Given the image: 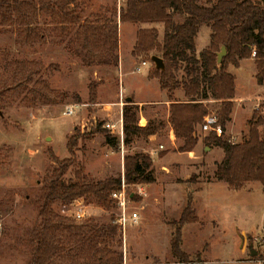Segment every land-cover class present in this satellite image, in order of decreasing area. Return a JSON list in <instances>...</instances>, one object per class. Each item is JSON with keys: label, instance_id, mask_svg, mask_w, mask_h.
I'll return each mask as SVG.
<instances>
[{"label": "rangeland", "instance_id": "rangeland-1", "mask_svg": "<svg viewBox=\"0 0 264 264\" xmlns=\"http://www.w3.org/2000/svg\"><path fill=\"white\" fill-rule=\"evenodd\" d=\"M197 1L210 5L218 0ZM79 2L86 16L94 18L98 13L118 21V66L113 61L99 63L98 58L95 63L86 65L66 43L20 45L13 27L0 28V53H5L10 60L40 62L41 69L34 79L42 76L48 82L53 92H47L54 100L50 104L34 101L30 93L29 103H21L18 97L0 110V149L8 154V160L0 164V264H26L25 231L36 218V205L31 197L35 196L47 169L55 164L50 149L60 159L70 156L67 142L75 126L86 136L79 140L75 160L82 162L85 172L95 180L125 177L129 183H134L127 177L125 157L140 153L149 155L152 161L155 181L136 182L141 183L147 193L135 197L132 203L141 216L140 222L126 232L115 223L114 206L105 208L85 198L70 205L54 204L55 211L61 214L76 219L94 218L95 223L110 230L102 246L118 251L121 256L116 263L109 264H181L173 255L171 240L188 205L189 193L193 196L192 209L197 221L182 226V238L191 262L264 264V184L249 182L238 191L220 182L216 171L225 152L211 133L202 128L203 123L196 127L199 144L193 153L181 151L183 141L175 135L170 122L171 102L163 101L186 99L182 83L184 71L177 72L178 83L174 89H162L159 79L150 77L157 68L151 57L133 53L139 29H155L162 40L164 23L123 22L119 29L120 20L115 12L126 0ZM173 20L180 23L184 17L174 13ZM211 33L208 25L200 27L195 39L197 56L210 47ZM237 59L238 64L232 59L227 61V70L236 77L232 114L236 103L234 127L239 132L232 136L226 129L222 137L230 142L247 140L256 118L264 119V82L259 84L256 78L257 59L251 54ZM142 61L147 65L142 71H135ZM91 80L99 82L95 102L90 101ZM169 82L175 84L174 80ZM128 97L138 105L140 126L150 121L161 124L156 134H135L130 143H125V133L122 138L119 130ZM69 103L81 104L72 116L64 114L65 105ZM204 104L207 114H218V100L209 98ZM100 123L101 128L108 129L117 138V147L108 145L103 132H96ZM110 124L115 125L114 132L108 127ZM258 130L264 137V125H259ZM73 175L69 173L68 177ZM27 193L31 196L27 197ZM56 264L74 263L60 256Z\"/></svg>", "mask_w": 264, "mask_h": 264}, {"label": "trees", "instance_id": "trees-1", "mask_svg": "<svg viewBox=\"0 0 264 264\" xmlns=\"http://www.w3.org/2000/svg\"><path fill=\"white\" fill-rule=\"evenodd\" d=\"M174 13L182 15L184 20L174 22ZM115 14L122 22H163L165 25L162 40L155 29H139L133 53L151 59L156 55L164 60L165 68H156L154 74H150L159 79L162 89H174L178 83L177 72L184 71L182 83L186 99H173L170 104V122L175 135L183 141L181 151H192L198 143L196 127L204 122L208 112L204 100L219 101L217 115L226 131L232 119L236 92V77L227 70L229 59L238 64L237 58L248 57L255 47L256 78L259 84L264 82V0H218L210 5L197 0H126ZM99 15L86 16L79 0H0V28L13 27L20 45L66 43L86 65L95 63L98 58L99 63L113 61L118 66V21ZM202 25L211 28V42L210 47L197 56L195 39ZM222 46L226 47L227 54L218 63ZM40 69V62L10 60L5 53H0V110L18 97L21 103H29L30 93L34 101L54 102L47 92L52 91L48 82L42 76L34 79ZM170 80L175 84L171 85ZM98 85L96 80L89 84L91 102L97 98ZM138 112V105L128 101L123 110L125 143H130L135 134L154 135L161 125L150 121L140 126ZM100 125L96 132H103L108 145L117 147V138ZM259 125H264L261 117L256 118L248 139L243 142H230L223 135L210 132L225 152L217 165V179L232 190H240L254 181L264 184V137L260 135ZM74 130L67 142L70 156L60 159L50 149L55 164L47 169L35 196L31 197L36 205V218L25 231L26 264H56L60 256L74 264H109L116 263L121 256L118 251L102 246L110 235L105 225L95 223L94 218L76 219L54 209L58 202L70 205L80 198L93 199L100 206L111 208L114 206L111 191L121 183V178L95 180L85 172L84 164L75 160V149L80 138L86 136L78 126ZM7 160L8 154L0 149V164ZM125 160L131 182L155 181L149 155H127ZM69 173L74 175L68 177ZM30 196L27 193V197ZM187 202L171 240L173 255L181 264L190 261L182 248V226L197 221L190 193Z\"/></svg>", "mask_w": 264, "mask_h": 264}, {"label": "built area", "instance_id": "built-area-1", "mask_svg": "<svg viewBox=\"0 0 264 264\" xmlns=\"http://www.w3.org/2000/svg\"><path fill=\"white\" fill-rule=\"evenodd\" d=\"M253 58H257V50L254 47L251 53ZM147 65L146 61L135 67V71H142L143 66ZM81 108L80 103H69L65 105L64 114L66 116H72L76 114ZM114 132V124L108 125ZM202 128L205 131H213L218 136L224 135L225 131L222 125L219 123V117L217 114H207L204 118ZM121 137H124V126L123 119L121 120V126L119 130ZM163 148V145H160ZM146 190L141 183H129L125 177L121 179V183L118 188L111 191L110 197L114 203V220L121 230L126 232L127 228L139 224L141 216L136 208L133 207L132 203L135 201V197L145 196ZM194 264V262H188ZM262 264V263H260Z\"/></svg>", "mask_w": 264, "mask_h": 264}, {"label": "crops", "instance_id": "crops-1", "mask_svg": "<svg viewBox=\"0 0 264 264\" xmlns=\"http://www.w3.org/2000/svg\"><path fill=\"white\" fill-rule=\"evenodd\" d=\"M122 21H120V23H119V29H120V27H121V25H122ZM240 98L237 96L236 97V100L238 101ZM165 104H168V102L170 103L171 101L169 100V99H167V100H164L163 101ZM237 108V104L235 103V109ZM235 109H234V112H235ZM234 112H233V114H232V120L227 124V132L230 134V135H232V136H237V135H239V132H236L235 131V127H234ZM143 119H144V117H143ZM142 121V120H141ZM141 125H143L142 124V122H141ZM174 133L172 132V135H173ZM199 144V143H198ZM190 153H193V151H191ZM220 182H222V181H220ZM227 185V184H226ZM227 187H228V185H227ZM230 189V188H229ZM231 190V189H230ZM238 191H240V190H238ZM170 241V238L168 237V242ZM183 238H182V248H183V250L185 249L184 248V245H183ZM185 252H186V250H184Z\"/></svg>", "mask_w": 264, "mask_h": 264}, {"label": "water", "instance_id": "water-1", "mask_svg": "<svg viewBox=\"0 0 264 264\" xmlns=\"http://www.w3.org/2000/svg\"><path fill=\"white\" fill-rule=\"evenodd\" d=\"M226 53H227L226 47L222 46L221 51L218 53V63H220L222 61V59H223L224 55H226ZM152 61L155 63V65L158 69H164L165 68L164 60L161 57L154 55V56H152ZM127 100L131 101L132 98L128 97ZM254 254H256V252L253 250L252 255H254Z\"/></svg>", "mask_w": 264, "mask_h": 264}]
</instances>
